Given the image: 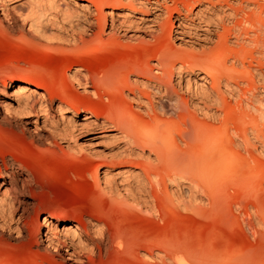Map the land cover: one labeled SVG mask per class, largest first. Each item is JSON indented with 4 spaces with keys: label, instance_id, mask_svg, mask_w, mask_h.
Returning <instances> with one entry per match:
<instances>
[{
    "label": "bare ground",
    "instance_id": "1",
    "mask_svg": "<svg viewBox=\"0 0 264 264\" xmlns=\"http://www.w3.org/2000/svg\"><path fill=\"white\" fill-rule=\"evenodd\" d=\"M71 1L7 0L5 5L0 0V32L72 59L61 83L36 81L29 72L2 83L0 126L41 151L97 158L89 177L112 211L161 218L169 203L174 210L207 216L220 206L216 184L249 171L264 175V0L74 1L85 20L66 42L75 54L55 42L51 31L56 21L72 25L79 12H73ZM148 12L155 27L149 36L162 35L165 42L145 48L139 60L126 57L99 72L86 68L81 54L126 46L121 38L135 35L121 27L137 24L141 19L134 14ZM97 102L106 107L93 116ZM77 139L73 149L70 141ZM111 139L122 146L100 149ZM0 160V231L7 227L22 238L23 221L34 211L35 234L27 231V236L61 262L83 264L125 247L102 210L74 207L72 215H41L35 208L41 185L22 153L0 145ZM168 186L189 199H174L176 191ZM227 208L220 206L224 214ZM238 224L258 235L256 219ZM150 248L149 258L162 264L261 263L257 250L229 261L215 251L186 258L177 244Z\"/></svg>",
    "mask_w": 264,
    "mask_h": 264
},
{
    "label": "rangeland",
    "instance_id": "2",
    "mask_svg": "<svg viewBox=\"0 0 264 264\" xmlns=\"http://www.w3.org/2000/svg\"><path fill=\"white\" fill-rule=\"evenodd\" d=\"M74 1L79 3L85 0H72L68 3L74 9L73 12H79L75 13L77 17L71 18L72 25L56 21L55 25L51 26L52 35L56 37L55 42L64 45L68 50L70 48L66 45L67 40L72 34L79 33L85 24L83 13ZM6 3L5 5H9L11 2ZM151 15L152 12L143 16L134 14V18L141 20L129 27L126 24L121 27L129 29V35H135L131 40L121 38L127 43L126 46H116L101 52L92 50L88 54H81L86 68L99 72L126 57L139 60L145 55V48L155 49L158 43L165 42L162 35L157 40L149 36L150 28L154 27L148 22L153 18ZM108 31L106 28L105 34ZM105 37L107 36L104 35ZM173 43L178 44L174 40ZM69 53L75 54L77 51L70 49ZM152 53L149 52L148 55L151 56ZM71 64L72 59L64 53L47 52L45 47L20 44L0 32V86L13 77L20 78L24 72L35 73L36 81L61 83L64 72L70 69ZM76 90L83 95L81 89ZM93 101L96 102L95 99ZM92 106L95 111L93 116L104 112L106 107L99 102ZM70 142L73 149H77L81 141L77 139L76 142L73 140ZM58 143L65 147L64 142ZM0 145L18 149L26 165L31 168L36 181L41 185L35 201V208L41 210V215L59 212L72 215L71 210L74 207H79L86 213L95 210L106 212L108 217L105 222L110 232L121 237L125 247L120 250L114 248L109 253L93 256L89 260L84 259L83 264H162L157 257L151 259L148 256V253L154 251L150 246L162 242L167 245H180V251L186 258L195 252L215 251L230 261L235 259L239 252L251 253L257 250L260 264H264L263 174L252 175L249 171L234 176L228 182L216 184L219 205L228 206L225 214L221 212L220 206L207 216H200L192 212L174 210L168 203L169 208L161 218L150 217L107 209L104 198L95 191L94 181L89 177L97 158L91 161L83 160L78 157L79 155L70 157L62 153L41 151L4 126H0ZM120 146L122 144L119 140L111 139L108 142H101L100 149L115 150ZM171 190L176 191V188L168 186V191ZM178 197L183 200L189 199L181 190L175 192L174 199ZM35 217L36 214L31 211L23 221L22 238H17V235L7 227L0 231V264H68L61 262L53 253H50L52 259L44 255L42 245L34 242V236L31 238L27 236V231L35 234ZM251 219L258 221V225L254 226L258 235L254 236L252 229L244 230L238 224L239 221ZM9 225L14 227L12 222ZM196 264L201 262L198 261Z\"/></svg>",
    "mask_w": 264,
    "mask_h": 264
}]
</instances>
